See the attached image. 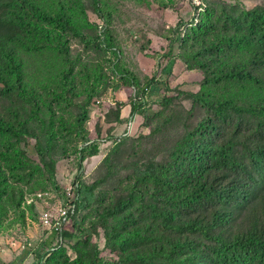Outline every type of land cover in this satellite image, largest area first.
I'll list each match as a JSON object with an SVG mask.
<instances>
[{
	"label": "rangeland",
	"instance_id": "1",
	"mask_svg": "<svg viewBox=\"0 0 264 264\" xmlns=\"http://www.w3.org/2000/svg\"><path fill=\"white\" fill-rule=\"evenodd\" d=\"M32 1L83 39L0 0V125L23 131L0 134V264H218L150 205L223 242L264 232L251 158L264 114L194 105H264V85L221 78L264 81V26L247 15L264 16V0ZM72 199L59 241L42 212Z\"/></svg>",
	"mask_w": 264,
	"mask_h": 264
},
{
	"label": "trees",
	"instance_id": "2",
	"mask_svg": "<svg viewBox=\"0 0 264 264\" xmlns=\"http://www.w3.org/2000/svg\"><path fill=\"white\" fill-rule=\"evenodd\" d=\"M22 7L33 12L35 15L42 19H46L52 22L61 23L65 30L73 32L75 37L83 39V36L77 33L74 29H71L68 25V20L65 16L60 14L53 15L45 10L40 9L32 0H21ZM249 18L258 21L264 26V16L254 12H247ZM222 79L240 81H253L259 85H264V81L253 76L248 72H231L221 75ZM3 80H0L2 82ZM205 106L209 109H214L218 114L235 113L238 115H251L259 116L264 114V105H251L247 107L236 106L232 102H220L209 101L201 99L199 96H194L195 104ZM136 110V109H134ZM134 112V111H133ZM23 131H17L9 127L0 125V134L20 136ZM251 158L254 164L262 167V176L264 184V153L251 152ZM15 187V186H14ZM1 189V185H0ZM17 189V188H15ZM6 194V192L2 193ZM16 198L17 195L13 193ZM241 194L240 191L236 193V196ZM1 195V194H0ZM223 198V194L220 195ZM17 202V200H15ZM120 206V205H119ZM151 213L153 216L161 220V225L166 231L173 233H187L194 236H199L212 244L215 248V257L218 260V264H264V232L253 230L252 227H248L246 232L236 235L229 242H223L218 237L211 234L212 227L205 224H178L173 221V215L168 210L156 211L153 205H150ZM205 264H213L212 259L208 260Z\"/></svg>",
	"mask_w": 264,
	"mask_h": 264
},
{
	"label": "built area",
	"instance_id": "3",
	"mask_svg": "<svg viewBox=\"0 0 264 264\" xmlns=\"http://www.w3.org/2000/svg\"><path fill=\"white\" fill-rule=\"evenodd\" d=\"M197 2V0H192ZM73 194L72 189H68L66 193V198L71 197ZM76 213V203L74 199L67 200L61 204L58 208L49 209L46 208L42 212L41 224L48 232L55 233L58 240L62 239V235L65 232L66 228L72 222V219Z\"/></svg>",
	"mask_w": 264,
	"mask_h": 264
}]
</instances>
